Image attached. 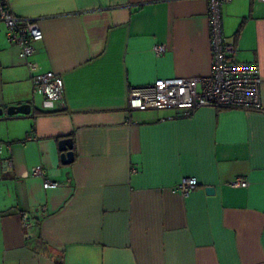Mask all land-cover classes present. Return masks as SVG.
<instances>
[{"label": "crops", "instance_id": "obj_1", "mask_svg": "<svg viewBox=\"0 0 264 264\" xmlns=\"http://www.w3.org/2000/svg\"><path fill=\"white\" fill-rule=\"evenodd\" d=\"M9 7L39 21L34 59L63 77L65 94L50 102L34 92L0 21V141L10 144L0 152V264H264V0L222 10L237 58L260 66L263 108L177 117L129 109L128 89L212 73L209 0ZM156 44L167 51L156 56ZM40 164L57 188L31 175ZM185 177L198 181L187 196L175 190ZM237 178L248 186H232Z\"/></svg>", "mask_w": 264, "mask_h": 264}, {"label": "built area", "instance_id": "obj_2", "mask_svg": "<svg viewBox=\"0 0 264 264\" xmlns=\"http://www.w3.org/2000/svg\"><path fill=\"white\" fill-rule=\"evenodd\" d=\"M231 1L209 0L212 73L194 77L161 78L152 84L130 86L127 93L129 109H174L177 117L190 116L196 109L205 106L248 110L263 108L259 64L240 61L236 45L225 37L222 10ZM0 21L6 25L7 40L20 48V57L27 64L34 92L42 94L50 102L62 101L65 94L63 77L54 71H41L39 63L34 59L35 42L44 37L39 21L13 13L9 0H0ZM153 51L156 56H161L167 51V46L156 44ZM35 139L37 136L30 134L25 141ZM9 147V143L0 141V152ZM31 175L44 179L46 189L60 185L58 181L47 178V169L42 164L36 165ZM230 184L246 187L249 182L244 178H237ZM197 186L195 177H185L175 186V190L187 196ZM23 225L27 231L32 225L27 213L23 214Z\"/></svg>", "mask_w": 264, "mask_h": 264}, {"label": "water", "instance_id": "obj_3", "mask_svg": "<svg viewBox=\"0 0 264 264\" xmlns=\"http://www.w3.org/2000/svg\"><path fill=\"white\" fill-rule=\"evenodd\" d=\"M60 149L63 152L61 155L63 163L68 164L73 162L75 154L73 151V139L71 137H66L60 140ZM209 191H213V188L209 189Z\"/></svg>", "mask_w": 264, "mask_h": 264}]
</instances>
